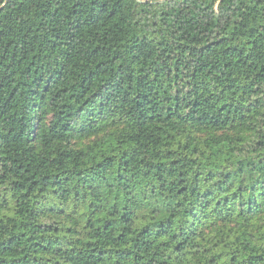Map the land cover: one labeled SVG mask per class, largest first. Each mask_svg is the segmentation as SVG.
<instances>
[{
  "label": "trees",
  "instance_id": "1",
  "mask_svg": "<svg viewBox=\"0 0 264 264\" xmlns=\"http://www.w3.org/2000/svg\"><path fill=\"white\" fill-rule=\"evenodd\" d=\"M0 264H264V0H0Z\"/></svg>",
  "mask_w": 264,
  "mask_h": 264
}]
</instances>
